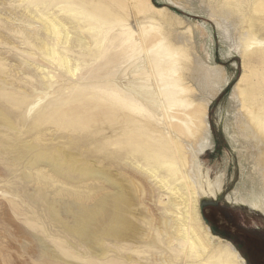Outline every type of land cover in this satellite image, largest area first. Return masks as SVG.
Wrapping results in <instances>:
<instances>
[{"label":"rangeland","instance_id":"374dc122","mask_svg":"<svg viewBox=\"0 0 264 264\" xmlns=\"http://www.w3.org/2000/svg\"><path fill=\"white\" fill-rule=\"evenodd\" d=\"M151 1L162 9L154 19L145 0H0V111L16 127L0 125V264H57L52 256L39 253L40 239L58 257L75 264H225L230 256L222 249L228 244L246 264H264V214L233 200L254 171L244 156L249 148L238 130L240 106L233 98L234 87L245 66L243 87L264 100V15H255L257 42L241 56L235 38L240 32L231 27L229 37L209 18L202 0ZM30 15L73 22L85 37L87 45L73 41L70 46H57L55 38L39 34L71 60L74 76L40 50V41L29 26L33 23ZM173 34L194 36L191 39L202 54L228 77L211 102L212 146L201 156L212 179L223 175L225 181L220 198L203 199L200 204L203 221L220 239L205 253L189 257L179 244L170 249L156 219L142 215L143 211L152 214L158 205L140 193L130 217L146 235L136 242L105 238L108 253L100 258L68 230L65 222L70 218L55 213L52 202L75 199L92 206L112 192L98 177L87 175L88 167L113 171L123 178L125 173L135 177L137 165L142 170L158 167L157 161L180 166L174 148L179 141L171 134L175 107L166 105L169 118L162 112L154 117L148 112L128 113L129 108L118 100L130 101L135 92L153 102L150 89L165 88L161 81L155 87L143 72L152 66L158 75L167 76L156 45ZM46 75L54 78L43 79ZM24 143L33 146L26 154H22ZM65 152L75 155L67 159ZM173 186L170 181L169 188ZM206 218H212L215 227ZM224 222L240 227L241 232L225 227ZM155 244L162 248H153ZM160 257L172 261L165 263Z\"/></svg>","mask_w":264,"mask_h":264},{"label":"bare ground","instance_id":"6f19581e","mask_svg":"<svg viewBox=\"0 0 264 264\" xmlns=\"http://www.w3.org/2000/svg\"><path fill=\"white\" fill-rule=\"evenodd\" d=\"M202 2L209 8L211 16L209 18H213L218 27L224 30L229 37H232L231 27L238 30L237 33L240 32L239 38H235L238 43L236 49L241 56L247 47L257 42L258 35L255 32L254 19L255 15H264V0L257 2L254 0H202ZM145 3L150 11L153 10V16L150 18L154 19L155 13L160 14L162 9L155 7L151 0H145ZM29 19L33 22L29 26L34 29L36 40L40 41V50L46 57L74 76L76 72L72 68L71 60L67 56L60 55L56 47L42 40L39 34L44 33L48 37L55 38L57 46H70L73 41L87 45L85 37L75 30L73 22L67 20L52 18L49 15L38 18L30 15ZM154 22L152 24L156 28L157 22ZM155 28L153 30L157 29ZM157 30L160 34L162 33L160 28ZM183 35L173 34L168 35L169 37L163 35V40H159L156 45L162 55L161 64L164 62L168 68L167 76L161 73L158 75L156 67L152 66L149 68L150 71L143 72V76L150 78L155 87L158 81L164 84L165 88L159 87L157 92L154 87L150 89L154 93L151 97L155 96L153 102L135 92L130 97V101L118 99L129 108L128 113L148 112L154 117H157L160 112L167 117L169 108L166 105L170 104L175 107L171 134L174 135L175 140L179 141V143H174V148L179 157L180 166L162 164L157 161L158 167L142 170L137 165L134 168L135 177L125 173L123 178L113 171H100L88 167L87 175L98 177L112 188V192L98 199L92 206H87L84 202L75 199L52 202L55 213L59 216L65 214L70 218V221L65 222L68 230L78 236L97 257L104 258L108 253L104 247L105 238H112L118 242L130 240L136 242L146 235L140 225L130 217L132 214L130 209L137 205L140 193L148 196L158 205L151 209L152 214L143 211L142 215H151L156 219L160 232L165 233L170 249L174 244H179L181 251L189 257L192 254L205 253L216 245V239H220L212 234L203 221L200 204L203 199L216 201L220 198L225 189V181L223 175L212 179V174L206 171L202 164L201 156L212 146L208 118L211 102L226 85L228 77L223 73L222 68L218 69L214 66L212 58L202 54L195 41L191 39L194 36L188 38ZM128 40L127 38L125 42ZM159 67L158 65L157 68ZM38 69L41 72L45 71L40 66ZM243 73L234 87L233 98L240 106L238 130L249 148V152L244 156L247 161H251L254 171L250 172V182L243 180L242 188L235 192L233 200L237 205L247 206L264 214V100L257 98L255 93L243 87L247 77L245 66ZM53 78L54 76L50 75L43 77V79L50 80ZM147 79L143 80V84ZM146 91L149 93V89ZM1 124L16 129L15 125L0 111ZM22 147V154H26V149H33V146L27 143H24ZM65 154L67 159L75 155L69 152ZM161 171L165 174H161ZM170 181L174 183L171 189L169 188ZM159 206L164 209L162 213L158 212ZM133 213L138 212L133 211ZM38 243L39 253L52 256L57 264H75L58 257L41 239ZM153 248L158 250L162 246L155 244ZM222 250L230 256V261L225 264H246L242 256L231 245L228 244ZM160 259L165 263L172 261L170 257H160Z\"/></svg>","mask_w":264,"mask_h":264},{"label":"trees","instance_id":"16d2710c","mask_svg":"<svg viewBox=\"0 0 264 264\" xmlns=\"http://www.w3.org/2000/svg\"><path fill=\"white\" fill-rule=\"evenodd\" d=\"M209 208H211L212 209V207H209ZM207 219V221L212 225V227H215V222H214V220L212 219V218H206ZM225 223V227H227V228H231V229H233V231L235 230V232H237L238 231V233H240L241 232V228L240 227H237V226H232V224L230 223V222H224ZM224 231V230H223ZM226 232H228V230H225ZM217 232V231H216ZM218 233V232H217ZM219 234V233H218ZM221 234V233H220ZM221 235H223V234H221ZM239 236L241 235V234H238ZM223 236H226L228 239L230 238L229 236H227V235H223ZM259 240H260V238H258ZM258 240V242H260ZM260 258V257H259ZM260 260V259H259ZM264 261V260H263ZM258 262V261H257ZM262 264L261 262H258V264Z\"/></svg>","mask_w":264,"mask_h":264},{"label":"water","instance_id":"95a60500","mask_svg":"<svg viewBox=\"0 0 264 264\" xmlns=\"http://www.w3.org/2000/svg\"><path fill=\"white\" fill-rule=\"evenodd\" d=\"M220 201V200H219Z\"/></svg>","mask_w":264,"mask_h":264}]
</instances>
